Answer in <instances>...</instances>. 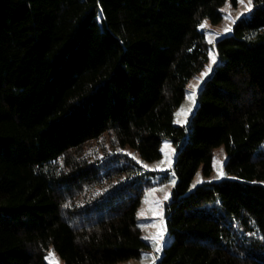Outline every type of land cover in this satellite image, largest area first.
Listing matches in <instances>:
<instances>
[{"label": "trees", "instance_id": "1", "mask_svg": "<svg viewBox=\"0 0 264 264\" xmlns=\"http://www.w3.org/2000/svg\"><path fill=\"white\" fill-rule=\"evenodd\" d=\"M226 2L0 0V264L140 260L138 212L160 175L125 151L156 162L166 140L176 184L156 264H264V0L209 45L200 26ZM219 147L232 178L190 190Z\"/></svg>", "mask_w": 264, "mask_h": 264}, {"label": "rangeland", "instance_id": "2", "mask_svg": "<svg viewBox=\"0 0 264 264\" xmlns=\"http://www.w3.org/2000/svg\"><path fill=\"white\" fill-rule=\"evenodd\" d=\"M246 5H247V0H244V3H240L239 0L236 6H234L230 0H227L226 4L222 8L224 17L219 24H213L209 20L205 21L207 23V26L201 28V30H203L206 33V38L208 43L209 40L213 41L212 43H209V45L213 46L214 43L219 38L230 35L235 23L252 12L254 7L253 0H252L251 11L245 10ZM233 21L235 22L233 23ZM226 27H230L231 31L225 32L224 29ZM211 56H215L216 63L212 65V71L209 72L207 76H204L202 78L201 82L199 83V87L196 88L194 105L191 103V101L188 100L189 94H191V92L193 91L190 85L197 84L198 78L201 77V73L205 71L206 67L203 69V71L200 74H198L195 78H193L189 82L187 86L186 97L175 115L176 125L187 126L189 120L195 113L198 106L199 92L201 91L205 82L212 75L217 64L219 63L218 54L216 50L212 48V50L210 51V59L207 65H209L211 62ZM189 108H191V111H188ZM166 145H169L170 147H166ZM125 153L131 158H133L135 161H137L144 168V170L148 172H156L160 175V177L157 180H155L152 187H149L148 190L146 191L138 212V218L142 230V236L143 239L149 243L150 248L144 251L143 256L140 260H131L120 264H153V261L154 264H156L159 261L161 254L164 250V247L169 240L167 228H166V222H165V213H166V206L170 202L171 194L176 184V176L173 170L175 158H176V150L173 144L169 140L164 141L162 147V158L159 161L152 163L143 162L131 150H126ZM169 158L171 161L170 164H169ZM162 161L163 163H161ZM218 161L222 163L224 175L221 178L216 179L218 171L221 167V163H218ZM226 161H227V154L225 148L224 147L217 148L214 152L212 172L210 173V175H205L203 169L201 168L194 177L192 184L190 186V190H194L196 187L205 183H216L227 178H232L226 173L225 170ZM165 175H168L167 180L161 182V178L165 177ZM198 178L202 182L197 184L196 181ZM173 180L175 181L174 185L172 183ZM193 185H195V187H193ZM165 195H168V199L166 200L164 199ZM161 231H163V239L158 240L156 242H158L161 245L162 250L160 252H156L154 250L156 242H154V240L151 238L156 237L157 234ZM145 237H148L149 239H145ZM156 257H158V259L154 260V258ZM46 262L48 264H65L63 260L54 251H50L48 253V255L46 256Z\"/></svg>", "mask_w": 264, "mask_h": 264}, {"label": "snow or ice", "instance_id": "3", "mask_svg": "<svg viewBox=\"0 0 264 264\" xmlns=\"http://www.w3.org/2000/svg\"><path fill=\"white\" fill-rule=\"evenodd\" d=\"M240 3H244V0H240ZM251 7H252V0H247V5H246L245 10H246V11H251ZM234 22H235V21H233V23H234ZM206 26H207V23L205 22V23L202 24L200 27H201V28H204V27H206ZM224 31H225V32H230V31H231V28H230V27H226V28L224 29ZM212 42H213L212 40H209V43H212ZM215 63H216V58H215V56H211V62H210L209 65L206 66L205 71H204L203 73H201V77L198 78V80H197V84H196V85H190V87L193 89V91L191 92V94H189V96H188V100L191 101V103H192L193 105L195 104L196 88L199 87V83L201 82L202 78H203L204 76H207L208 73L212 71V65L215 64ZM188 111H191V108H189ZM166 147H170V146H169V145H166ZM221 151H223V150H221ZM161 163H163V161H162ZM170 163H171V161H170V158H169V164H170ZM218 163H221V162L218 161ZM173 175H174V173H173ZM223 175H224V172H223L222 163H221V167H220V169H219V171H218V174H217L216 179L221 178ZM198 176H199V174H198ZM201 182H202V181H201L199 178H198L197 181H196L197 184H198V183H201ZM172 183H173V185H174V184H175V181L173 180ZM193 187H195V185H193ZM164 199H165V200L168 199V195H165ZM145 239H149V238H148V237H145ZM151 239H153L154 242H156V241H158V240H162V239H163V231L159 232V233L157 234L156 237H152ZM154 250H155L156 252H160V251L162 250V249H161V245H160L158 242L155 243V248H154ZM155 259H158V257L154 258V260H155ZM153 264H154V261H153Z\"/></svg>", "mask_w": 264, "mask_h": 264}]
</instances>
